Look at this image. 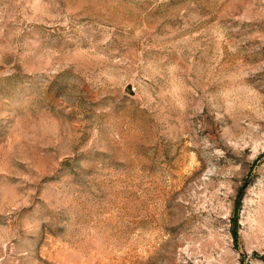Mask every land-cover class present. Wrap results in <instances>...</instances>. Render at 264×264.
Returning <instances> with one entry per match:
<instances>
[{
    "label": "rangeland",
    "instance_id": "1",
    "mask_svg": "<svg viewBox=\"0 0 264 264\" xmlns=\"http://www.w3.org/2000/svg\"><path fill=\"white\" fill-rule=\"evenodd\" d=\"M0 264H264V0H0Z\"/></svg>",
    "mask_w": 264,
    "mask_h": 264
},
{
    "label": "water",
    "instance_id": "2",
    "mask_svg": "<svg viewBox=\"0 0 264 264\" xmlns=\"http://www.w3.org/2000/svg\"><path fill=\"white\" fill-rule=\"evenodd\" d=\"M126 92L129 93L130 95H134V90L131 85H128L126 88Z\"/></svg>",
    "mask_w": 264,
    "mask_h": 264
}]
</instances>
